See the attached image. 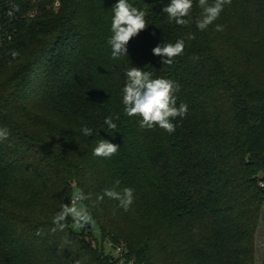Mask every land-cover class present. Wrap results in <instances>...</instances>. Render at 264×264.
I'll list each match as a JSON object with an SVG mask.
<instances>
[{
    "label": "trees",
    "instance_id": "obj_1",
    "mask_svg": "<svg viewBox=\"0 0 264 264\" xmlns=\"http://www.w3.org/2000/svg\"><path fill=\"white\" fill-rule=\"evenodd\" d=\"M117 2L61 0L54 11L51 0L35 7L17 0L15 32L0 42V129L8 133L0 140V264H113L108 241L122 242L136 264H256L264 0H232L205 31L196 26L198 0L183 26L162 12L170 0H128L148 26L113 59ZM178 40L184 51L170 65L153 55ZM130 67L179 85L177 107L186 103L188 112L172 120L175 132L141 128L139 116L125 115ZM110 116L115 129L105 124ZM85 126L92 136L82 134ZM102 139L119 145L115 155H93ZM117 180V191L134 190L128 211L107 196L98 200ZM77 190L89 196L82 204L97 236L73 229L70 217L52 231Z\"/></svg>",
    "mask_w": 264,
    "mask_h": 264
},
{
    "label": "clouds",
    "instance_id": "obj_2",
    "mask_svg": "<svg viewBox=\"0 0 264 264\" xmlns=\"http://www.w3.org/2000/svg\"><path fill=\"white\" fill-rule=\"evenodd\" d=\"M199 7L202 9V14L196 21V26L199 30L205 31L210 25L219 19L220 13L226 5L230 6L232 0H214L212 4L208 0H198ZM193 8V0H170V3L165 6L162 12L166 13L169 21H175L177 25H186L188 21L184 17L189 16ZM114 16L111 21L112 36L108 40L111 46V56L117 59L127 55V45L130 40L136 37L140 32L146 29L147 22L145 19L146 13L137 9L128 3V0H118L113 7ZM225 26L216 24V31H224ZM194 38V37H190ZM184 41L178 40L173 43L159 44L152 49L155 56L162 58L164 65H170L173 58L180 55L184 51ZM18 52L12 51L11 56L16 58ZM127 82L123 88L122 102L124 104V113L129 117L139 116L141 128L151 129L154 126H159L168 133L175 132V125L172 120L176 117H185L188 112V105L180 103L177 107L176 92L179 91V85L164 78L153 79L151 73L141 70L138 67H130L126 72ZM119 119V116H116ZM109 129H115L117 125L113 122V118L105 119ZM82 134L92 136L93 130L84 127ZM98 134V133H97ZM7 130L0 129V140L7 138ZM119 145L114 144L106 139L99 141L98 145L93 150V155L98 157L109 158L115 155ZM120 181L117 180L111 189H105L103 195L98 197L102 201L104 196L110 199L117 200L119 207L124 211H128L134 202V190L125 187L122 191H117ZM89 199L83 190L74 191L70 200V204H63L61 210L56 213L53 218V223L56 225L52 229L63 231L66 227L64 223L69 217L73 220L76 229H87L86 226H94V220L83 201ZM37 236L43 235V230L38 229ZM74 264H79L75 261Z\"/></svg>",
    "mask_w": 264,
    "mask_h": 264
},
{
    "label": "built area",
    "instance_id": "obj_3",
    "mask_svg": "<svg viewBox=\"0 0 264 264\" xmlns=\"http://www.w3.org/2000/svg\"><path fill=\"white\" fill-rule=\"evenodd\" d=\"M40 0H32V4L35 7ZM32 8L30 14L35 12V8ZM51 9L57 11L61 7V0H51ZM19 13V6L17 0H0V42L8 41L13 36L15 29L13 23L17 20ZM260 187H264L263 180L259 182ZM107 246L111 249L113 254V264H136L133 259L126 260V249L122 242L112 243L107 242Z\"/></svg>",
    "mask_w": 264,
    "mask_h": 264
},
{
    "label": "rangeland",
    "instance_id": "obj_4",
    "mask_svg": "<svg viewBox=\"0 0 264 264\" xmlns=\"http://www.w3.org/2000/svg\"><path fill=\"white\" fill-rule=\"evenodd\" d=\"M263 182H264V179H263ZM73 229L75 230H79V229H76L74 227V224H73ZM87 229H84V231H88L90 232L91 234L97 236V228L95 226H86ZM263 232H264V206H263V210H262V213H261V216H260V219H259V225H258V228H257V232H256V264H260V260H261V249H262V236H263ZM105 248L106 250H108V246H107V243H105ZM111 252V251H110Z\"/></svg>",
    "mask_w": 264,
    "mask_h": 264
}]
</instances>
